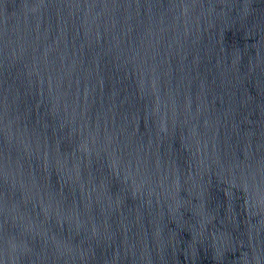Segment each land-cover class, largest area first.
Returning a JSON list of instances; mask_svg holds the SVG:
<instances>
[{
  "label": "water",
  "instance_id": "water-1",
  "mask_svg": "<svg viewBox=\"0 0 264 264\" xmlns=\"http://www.w3.org/2000/svg\"><path fill=\"white\" fill-rule=\"evenodd\" d=\"M0 264H264V0H0Z\"/></svg>",
  "mask_w": 264,
  "mask_h": 264
}]
</instances>
